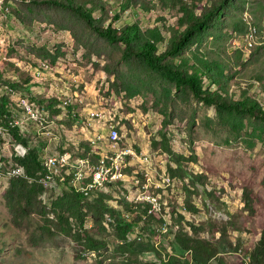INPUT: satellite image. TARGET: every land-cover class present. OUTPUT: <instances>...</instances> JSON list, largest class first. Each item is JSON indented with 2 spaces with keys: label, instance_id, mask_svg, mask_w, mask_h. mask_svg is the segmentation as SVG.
Instances as JSON below:
<instances>
[{
  "label": "rangeland",
  "instance_id": "obj_1",
  "mask_svg": "<svg viewBox=\"0 0 264 264\" xmlns=\"http://www.w3.org/2000/svg\"><path fill=\"white\" fill-rule=\"evenodd\" d=\"M120 1L94 0V5L99 3L103 7V11L93 8L98 26H106ZM245 1L244 11L230 9L225 19L250 16L257 30L255 42L262 43L261 50H246L245 37L224 25L197 36L184 55L217 61L215 71L219 73L220 85L232 93L231 101L250 98L264 111V0ZM92 5L86 4L85 9ZM132 5L126 12L118 13L116 30L137 24L143 32L155 27L163 29L168 37L175 29L178 13L172 0H134ZM250 42H254L252 36L247 39L248 47ZM237 52H242L241 58ZM123 53L122 44L102 39L71 12L54 6L0 0V63L8 67L6 79L15 78L13 63L19 62L32 65L33 70L27 71L37 84L32 94L11 95L16 108L21 110L23 104L33 102L32 96L38 93L57 98L69 104L79 117L78 130L69 128L66 133L60 131V136L86 139L89 133L97 131L93 122L96 109L90 108V104L97 102L98 110L106 111L118 104L122 118L120 147L131 146L139 155L151 159L143 160L149 165L148 194L161 202V210L150 212L149 208L135 224L129 240L136 243L131 247H118L113 232L97 228L93 236L106 242L99 258L103 264H160L162 259L174 255L172 232L178 227L164 225L166 221L177 225L178 217L172 213L175 211L182 214L181 226L185 231L189 230L190 221L201 223L203 231L197 236L221 243L217 258L223 264H248L249 253L264 228V123L248 114L203 104L186 88L177 89L168 75L150 71L140 60L125 59ZM44 64L53 67V71H47V78L54 79L56 91L53 83L43 86V78L35 75ZM192 64L193 60L188 66ZM254 77L261 82L249 84ZM214 89L203 82V90ZM79 99L82 105L78 104ZM35 105L36 111H41ZM80 127L84 134L78 133ZM36 140L43 141V137L36 134ZM12 153L9 143L0 140V162L8 163ZM168 167L176 170L180 178H172ZM8 168L7 173H0V264H96V257L85 253L72 240L71 230L75 231L77 222L69 207L62 210L69 224L48 221L37 213L24 217L17 212L13 216L4 200L11 179ZM185 186L189 189L185 190ZM134 191L138 192V188ZM118 194L115 209L126 201ZM187 202L197 210L195 215L185 210ZM148 215H156L160 222L156 218L148 221ZM90 221L87 224L92 225ZM225 224L226 236L222 238L221 227ZM213 226L218 227L217 231Z\"/></svg>",
  "mask_w": 264,
  "mask_h": 264
},
{
  "label": "trees",
  "instance_id": "obj_2",
  "mask_svg": "<svg viewBox=\"0 0 264 264\" xmlns=\"http://www.w3.org/2000/svg\"><path fill=\"white\" fill-rule=\"evenodd\" d=\"M14 1L33 5L54 6L71 12L84 21L102 39H105L110 44H122L124 46L123 58L140 60L150 71L168 75L174 80L177 89L186 88L197 101L208 106H214L218 110H226L236 114H248L264 123V111L258 102L250 100V98L231 101L232 93H228L220 85L219 73L215 71L219 66L217 61L209 60L203 56L199 58L195 54H191V57L184 55V52L194 43L197 36L202 35V33L215 26L224 25L233 29L234 33L242 34L245 37L244 47L246 50H251L252 52L261 50L262 43L256 44L255 42L257 30L256 25L249 20L250 16L246 14L243 15V18L241 16L237 20L225 19V15L229 13L230 9L244 11L247 4L245 0H205L203 5L192 0H172L173 7L176 6L178 15L176 27L171 30L172 32L168 37L164 35L165 31L163 29L155 27L143 32L137 24L124 25L120 30L115 29L114 24L120 17L118 13L126 12L127 8L133 6L134 0L120 1L117 5L118 10H116V13L106 26H98L96 24L93 8L103 11V7L99 3L94 5V0ZM86 4L93 5L90 9H85ZM250 36L254 38V42L253 44L250 42L248 47L246 42ZM236 54L238 58L242 57V52H237ZM191 60H193V64L188 66ZM13 64L16 68L14 69L16 76L13 79L20 80V83L7 80L5 74L9 71L8 67L0 63V89L4 90L2 91V96H0V124L5 125L7 118L10 117L9 105L11 101L9 98L12 100L11 95L15 92H29L27 91V86H31L32 81L30 75L29 78L28 75L20 71V67L15 62ZM22 75H25V77L22 78ZM204 81L215 89L213 91L203 90ZM253 82L260 83L261 79L254 77L249 84ZM249 84L246 86H249ZM32 86L34 89V85ZM242 89L244 90L245 87H242ZM38 94L32 96L33 102H36L39 106L41 114L47 110L49 119L60 125V128H72L73 118L79 120L77 115L72 116L73 110L69 104L58 101L57 98V100L47 98L44 93ZM64 111L66 113H63ZM9 136L12 140L13 153L8 163L3 160L0 162V173H7V168L11 164H17L22 168V175L18 178H11L4 191V200L13 216L17 212L24 214V217L31 213H37L48 221L55 220L59 223L66 221L68 223L67 220H64L62 210H66V207H69V210H73L75 223L77 222L75 231L69 228V231L73 232L72 240L81 246L85 253L93 254L97 259L96 264H103L99 258L101 250L106 248L105 241L93 236V232L97 228L102 232H113L120 244L118 246L120 248L121 246L122 248L131 247L136 243L129 240V235L133 233L135 224L141 221L142 217L148 213L149 208L151 212L149 203L144 201L130 202L122 198L126 200L121 202L123 206L120 205L118 209H115L120 198L101 190H92L93 200L82 198L88 197V191L84 193L76 192V190L75 193L74 190L63 191L58 196L48 193L41 183L43 178L39 177L42 163L39 162L37 153L34 150L22 153L19 143L25 144V140L22 139V133L19 130L10 131ZM66 136H62V139H66ZM69 145H71L73 153H82V158L90 161L88 164L89 169L98 162V156L88 155L89 148L85 143H81L82 150L79 151L75 150L72 144L69 143ZM167 171L172 178H180L176 170L168 167ZM132 172L133 169L131 168V171L124 174L122 179L127 180ZM118 185H121V183ZM186 188L189 189L188 186H185V190H188ZM48 201L50 205L47 204ZM185 210L192 216L197 213V210L188 202ZM89 213H91V217L88 215ZM172 213L178 217L175 219L177 225L174 223L171 225L170 222L166 221L164 227H178L175 232H172L174 255L168 256L165 260L162 259L160 264H223L221 258H217V255L222 250L221 243L212 242L209 239L197 236L200 230L203 231L204 225L190 221L187 223L189 230L185 231L184 227L181 226L184 219L182 214L176 211ZM151 218L159 219L156 215H148V221ZM89 221L92 225L87 224ZM148 221L145 222V226ZM228 225L231 226V223H228ZM213 228H216V231L218 229V227L214 226ZM226 228V224L221 227L220 236L222 238L226 236ZM229 245L231 246V243ZM248 261V264H264V228L249 253Z\"/></svg>",
  "mask_w": 264,
  "mask_h": 264
},
{
  "label": "built area",
  "instance_id": "obj_3",
  "mask_svg": "<svg viewBox=\"0 0 264 264\" xmlns=\"http://www.w3.org/2000/svg\"><path fill=\"white\" fill-rule=\"evenodd\" d=\"M5 60V59H4ZM18 67H23L26 70H30L31 64L21 65L19 62L16 63ZM47 71H53V67L44 64L43 70L37 73V78H43V86L45 83H53V91H56V83L52 82L53 78H47ZM11 79V78H10ZM12 82L20 83L18 79H11ZM36 81H31V87L29 92L32 93V85H35ZM3 89H0V96H2ZM13 91V89H11ZM32 102L30 107H21V110L9 111L10 117L6 120V127H0V134L2 132L11 131V127L17 124H21L23 120L28 119L29 109L32 108ZM78 104H81V99L78 100ZM123 107V103H120V110ZM90 108L96 109V116L93 117V122L96 123V129L98 131V137L101 140V129H98V121L100 118H107L110 116L109 113L98 110L97 102L90 104ZM75 123V120H74ZM112 125V123H108ZM80 131L84 134V128L80 127ZM36 134H43V141H36ZM22 139L25 140V144L19 143L22 153L34 150L39 158V162L42 163V170L39 172L40 178H47V191L50 192H63L66 188H74L75 190L88 189V197H82L85 200H93L92 186L95 183H103L107 185V180H115L116 185L122 183V177L128 171H131V166H137V162L128 163L127 168H123L122 172H115L113 177H104L103 168L107 164H112L114 160L124 159L128 160V154H134L136 150H125L120 147V135H113V143L118 144V151L111 152V156L108 157V163H97L92 174H83L77 179H70L69 169L76 162H81L82 153H71V145L66 139H61L60 136V125H56L55 121L49 119L47 110L43 112L41 117H35V126L32 129L27 130V134H22ZM95 150V149H94ZM14 170L16 167L11 164ZM140 171V180L138 181V194L137 200L152 203V210L159 212L161 207L157 206V200L154 198L153 201H146V192L149 189L147 184V176L144 174L143 169ZM49 173H56V180H49ZM143 190V192L141 191ZM88 226V225H87ZM87 229V227H86Z\"/></svg>",
  "mask_w": 264,
  "mask_h": 264
},
{
  "label": "bare ground",
  "instance_id": "obj_4",
  "mask_svg": "<svg viewBox=\"0 0 264 264\" xmlns=\"http://www.w3.org/2000/svg\"><path fill=\"white\" fill-rule=\"evenodd\" d=\"M32 68H33L32 65H30V71L33 70ZM35 68L36 70L38 69L37 67ZM32 75L35 76L37 75V73H35V75L34 74ZM31 103L32 102L28 101L27 103H25V105L23 104V107H30ZM35 108L37 107L34 103L32 104V108L29 109L30 117H28V119L23 120L21 124H17L11 127V131L16 129V130H19L22 134H27V130L35 126V117H41L42 115L41 111H36ZM103 111L109 113L110 116H108V119L100 118L98 121V129H101V140H100V137H98V131H94V133H89V136H87L86 139H83V138L76 139L72 135H68V134L66 136V139L69 141L70 144L73 145L74 149L77 151L82 150L80 145L81 143H85L87 147L89 148L88 155L98 156L97 163H108V157L111 156V152L118 151V144L113 143L112 140H113V135H119V130H120L119 122L122 120V118L119 117L120 113H119L118 104L115 106L114 109H111L110 111H106V110H103ZM63 113H66V111H64ZM75 115L76 114L73 112L72 116L74 117ZM116 118L118 121L116 120ZM73 119L75 120V123L73 122L72 128H75L78 130L79 120H76L75 118ZM108 123H112V125H108ZM87 124L91 125L93 124V122L87 121ZM0 127H6V125L1 123ZM60 131L66 133L68 129L60 128ZM9 133L10 131L2 132L0 134V140L7 141L10 147H12V140L9 136ZM78 133H82V131H79ZM40 135L43 137V134H40ZM61 139H62V136H61ZM121 141L122 140L120 137V144H121ZM108 147L111 148L110 151L106 150ZM123 149L135 150L131 146H128ZM71 153L73 152L71 151ZM144 159H147L148 161L151 160L149 156L145 154L139 155L136 151H134V154H128V160L117 159V160H114L112 164H107L103 168V176L113 177L115 175V172H121L123 168H126L128 166V163L137 162V166H131V168L133 169L131 176L127 180L122 179L121 185H116L115 180H107L106 186H104L103 183H95L92 186V190H101L107 194L114 195L115 197H118V198H120V195L118 194L120 193L122 198H125L130 202L136 201L138 192H135L134 189L138 188V181L140 180V171H138V169H142V165H144V168H143L144 174H146L147 176V184L150 187V184H149L150 181H149L148 170H147V167L149 165L143 162ZM89 163L90 161L86 158H82L81 162L74 163L73 166L69 169L70 179L79 178L83 174V172L85 174H92V172H94L95 168L97 167V163L93 167H91V169L88 168ZM14 166L16 167V170H14L11 166H9L8 168L9 176L11 178H18L22 175V168L17 164H14ZM49 180H56V173H49ZM41 183L47 189V178H43ZM167 183H169V181H167ZM72 190H74V188H66L64 191L68 192ZM86 191H88V189L76 190V192H81V193H84ZM50 193H52L55 196H58L61 194V192H50ZM148 193H151V192L149 191L146 192V201H153L154 197H151ZM147 203L150 204V207L152 210V203L151 202H147ZM47 204L50 205V202L48 201ZM157 206L162 207L161 202L157 201Z\"/></svg>",
  "mask_w": 264,
  "mask_h": 264
},
{
  "label": "crops",
  "instance_id": "obj_5",
  "mask_svg": "<svg viewBox=\"0 0 264 264\" xmlns=\"http://www.w3.org/2000/svg\"><path fill=\"white\" fill-rule=\"evenodd\" d=\"M19 69H20L21 72L25 73L26 75H28V76L30 75L29 72H28L25 68L20 67ZM29 78H30V76H29ZM36 86H37V84L34 85V87H36ZM27 87H28V88H27V91H29V89H30L31 86H27ZM32 89H33V86H32ZM24 92H25V91H24ZM39 94H40V93H39ZM39 94H38V95H39ZM8 98H9V97H8ZM9 100L11 101V104L9 105V109H10V111L19 110V109H17V108L15 107V104H14V103L12 104V100H11L10 98H9Z\"/></svg>",
  "mask_w": 264,
  "mask_h": 264
}]
</instances>
